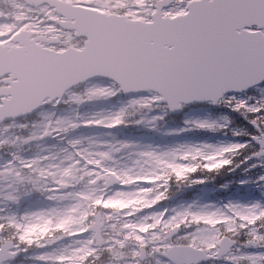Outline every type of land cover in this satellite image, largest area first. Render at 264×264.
I'll return each mask as SVG.
<instances>
[{
  "label": "snow or ice",
  "instance_id": "obj_1",
  "mask_svg": "<svg viewBox=\"0 0 264 264\" xmlns=\"http://www.w3.org/2000/svg\"><path fill=\"white\" fill-rule=\"evenodd\" d=\"M11 7L0 8V31L12 26L0 35V150L15 149L0 162V264H264V201L158 207L173 182L203 184L197 173L231 171L249 147L259 145L245 161L264 165V0ZM118 95L130 98L115 111L79 112ZM198 103L243 115L254 131L234 135L250 141L159 147L70 135L127 126L130 116L159 109L134 121L155 128L169 111ZM223 121L188 120L180 131H216ZM49 139L60 143L25 154L22 146ZM36 193L46 205L25 207ZM114 200L135 203L106 206Z\"/></svg>",
  "mask_w": 264,
  "mask_h": 264
},
{
  "label": "rangeland",
  "instance_id": "obj_2",
  "mask_svg": "<svg viewBox=\"0 0 264 264\" xmlns=\"http://www.w3.org/2000/svg\"><path fill=\"white\" fill-rule=\"evenodd\" d=\"M7 28V26L5 27ZM1 32V31H0ZM255 95V90H250L248 92V96H253ZM114 100V101H113ZM128 99H124L121 98L120 96L117 97H113L109 100H97L93 102V106L85 111H81V115L84 116L85 118H87L88 116H91L92 114H95L97 112H103L104 114H107L108 111H115L117 110L120 106L124 105L127 103ZM112 101V103H111ZM221 107L222 111L219 110H210L207 105H200V106H195L192 105L186 109H184V111L182 112V114L179 115V117H176L174 119H170L169 122H166L165 119H169L167 116L164 117L163 120L159 121L157 125H165V124H169V125H173L175 127H171V126H164L163 127V132L165 136L168 135H174L177 132H188L189 134L186 136V139L181 140L179 144H196V143H210L208 141H212V139H214V132L215 131H211V130H203V129H191L188 131H180L181 129H185L187 128V125L185 124V121L188 120H208L210 122H218V123H224L223 118L224 117H230L231 114H229V111H232L230 108H227L225 106H218V108ZM225 112V114H224ZM159 113V109L154 110L151 113H147V114H143V113H136L132 116H130V120L132 121V123H130L131 125H133L134 128L137 129H146V131H148L149 126H146L144 124H136L134 123V121L142 119V118H150L152 115H156ZM236 119H240V114H238L237 112H234ZM239 115V116H238ZM231 121V119H229ZM179 127V128H177ZM71 136H86V137H91V136H96L102 139L103 138L97 131V129H95V127L92 128H80L78 130H76L75 132H72L70 134ZM194 138V139H193ZM127 142H132V143H137V144H141V145H154L155 144L153 142H145L144 140H129V138H126ZM156 141V140H155ZM229 142H225V144H228ZM213 144V143H211ZM159 147H173L176 146L178 144H175V142L173 140H169L168 142H164L163 143H158L157 144ZM47 147V146H45ZM123 154V153H121ZM126 156V155H125ZM126 163V162H125ZM229 201L233 202V199L230 197H226V202L228 203ZM133 202L134 201H130V200H114V201H110L107 202L106 204H109L110 208L115 206V208H126V207H130L133 206ZM199 204V205H205V204H212V205H216L218 206V204L213 203L212 201H210L207 197H202V196H197L194 197L193 199H190L188 201H184V199L182 197H176L173 199V202L170 203L168 208H174V207H182V206H187L188 204ZM32 264V263H29Z\"/></svg>",
  "mask_w": 264,
  "mask_h": 264
},
{
  "label": "flooded vegetation",
  "instance_id": "obj_3",
  "mask_svg": "<svg viewBox=\"0 0 264 264\" xmlns=\"http://www.w3.org/2000/svg\"><path fill=\"white\" fill-rule=\"evenodd\" d=\"M101 3H105V0H100ZM0 8L6 9L9 12H13L14 9L11 7V0H0ZM12 28H9V31H11ZM244 139L246 140L245 142L250 141V136H245ZM59 141L58 140H53V139H49V141L44 142L43 144H32V145H24L23 150H25V154L26 155H32L34 153H37L41 150V148H44L45 146H51V145H59ZM259 149V145H256L255 148L249 147L247 150H242L241 153L236 156L235 159V163L239 164V167H235L233 170L230 171L231 175H235L236 176H242L245 177L247 179V183L249 184L250 188L256 189V191L258 192L259 196L258 197H262L264 195V181H259L258 177L264 175V165H262L258 158L256 159H248L245 161V156H251V153L255 150ZM11 150H15V149H4V150H0V162H2L3 160L8 158V152ZM241 161H245L244 163H240ZM252 165H256L255 167H252ZM239 172V175L237 174ZM233 180V179H232ZM231 183V181L226 182ZM174 185V184H173ZM176 186V185H174ZM253 191H249L247 193L248 196H252L253 195ZM240 197H246V193H239ZM34 197V201L35 199H40L42 198L43 201L40 204V207H43L46 205V201L44 200V198L36 193L33 194L30 198ZM29 198V199H30ZM249 200H243L240 201V203H248ZM107 206V204H106ZM108 207V206H107ZM246 240V237L244 235H241L238 238V244L242 243L243 241ZM244 251H252V249H243ZM22 258V257H21ZM19 258V260H23ZM202 264H225V261H223L222 259L220 260H216V261H209L207 263H202Z\"/></svg>",
  "mask_w": 264,
  "mask_h": 264
},
{
  "label": "water",
  "instance_id": "obj_4",
  "mask_svg": "<svg viewBox=\"0 0 264 264\" xmlns=\"http://www.w3.org/2000/svg\"><path fill=\"white\" fill-rule=\"evenodd\" d=\"M173 112H176V110H175V111H173Z\"/></svg>",
  "mask_w": 264,
  "mask_h": 264
}]
</instances>
